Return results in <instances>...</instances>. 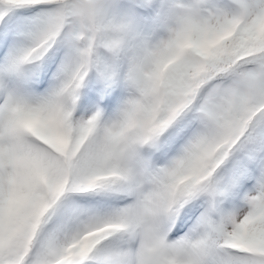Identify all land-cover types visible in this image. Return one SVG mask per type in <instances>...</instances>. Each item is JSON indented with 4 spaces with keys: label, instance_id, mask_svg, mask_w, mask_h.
<instances>
[{
    "label": "snow or ice",
    "instance_id": "6c2138e0",
    "mask_svg": "<svg viewBox=\"0 0 264 264\" xmlns=\"http://www.w3.org/2000/svg\"><path fill=\"white\" fill-rule=\"evenodd\" d=\"M0 264H264V0H0Z\"/></svg>",
    "mask_w": 264,
    "mask_h": 264
}]
</instances>
